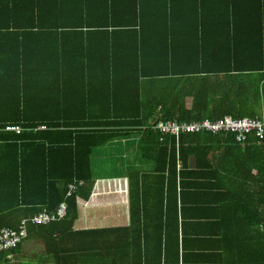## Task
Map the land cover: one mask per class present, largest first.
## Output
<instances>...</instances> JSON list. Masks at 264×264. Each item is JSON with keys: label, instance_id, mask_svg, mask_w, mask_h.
<instances>
[{"label": "trees", "instance_id": "16d2710c", "mask_svg": "<svg viewBox=\"0 0 264 264\" xmlns=\"http://www.w3.org/2000/svg\"><path fill=\"white\" fill-rule=\"evenodd\" d=\"M95 80L99 96L136 99L133 118L65 117L67 88L89 93ZM226 118L264 119V0H0V231L27 224L0 264H31L18 256L29 241L50 264L107 258L104 244L78 243L87 233L78 219L91 215L83 207L92 192L123 180H92L90 156L136 134L141 157L155 164L165 228L178 209L182 218L183 191L192 190L207 210L200 216L220 228L221 264H264V136L240 144L232 133L176 139L153 130ZM146 178L132 173L130 189ZM63 201L66 218L32 222Z\"/></svg>", "mask_w": 264, "mask_h": 264}, {"label": "crops", "instance_id": "0c3cea01", "mask_svg": "<svg viewBox=\"0 0 264 264\" xmlns=\"http://www.w3.org/2000/svg\"><path fill=\"white\" fill-rule=\"evenodd\" d=\"M189 62L190 60L183 63L189 64ZM91 83L95 90L92 89L89 93L87 89L67 88L66 95L62 98L65 103V117L95 120L133 118L131 114L137 109L135 105H138L136 99L132 97L114 102L115 99L108 95H98L99 92L96 90L98 81ZM75 85L83 87L82 81ZM114 97L124 98L118 95ZM116 104H120L121 107H117ZM140 140L141 136L137 134L119 137L92 150L90 156L92 180H123V184L106 191L92 192L90 198L84 201L83 211L91 210L92 213L78 219L79 232H87L78 233V243L106 246L107 258L99 259L92 256L94 264L224 263L226 258L220 255V228L200 216L207 210L197 205L195 199L197 195L192 190L183 191L182 218L178 209L177 223L172 219L165 228L163 210L160 207L161 184L154 174L155 164L141 157ZM139 172L147 175L143 184L144 189L131 190L128 177L132 173ZM103 210L107 211L106 225L100 218L103 214L99 211ZM61 235L58 234L57 237ZM165 246L167 250L169 249L167 257H165ZM41 251L40 243L29 241L23 243L18 256L23 254L24 258L19 257L21 262L50 264L45 256L40 255ZM8 259L13 258L9 256Z\"/></svg>", "mask_w": 264, "mask_h": 264}, {"label": "built area", "instance_id": "2783aa9c", "mask_svg": "<svg viewBox=\"0 0 264 264\" xmlns=\"http://www.w3.org/2000/svg\"><path fill=\"white\" fill-rule=\"evenodd\" d=\"M46 127L42 126L37 130H44ZM153 130L164 137H175L179 139L181 135L186 134H201L209 133L212 135L219 134H235L236 140L240 144H245L247 138L251 134L256 137L263 138L264 136V119L261 120H233L226 118L218 122L204 121L202 123L194 124H177V123H160L153 127ZM7 132H14L20 134L22 129L18 126H7ZM73 189V186L70 187ZM70 193L68 194V196ZM68 214V205L63 202L56 211L51 213H42L36 216L32 222L36 225H47L54 221L66 218ZM27 224L26 221L22 222L18 230L4 229L0 231V255L3 252L16 248L27 237Z\"/></svg>", "mask_w": 264, "mask_h": 264}, {"label": "water", "instance_id": "95a60500", "mask_svg": "<svg viewBox=\"0 0 264 264\" xmlns=\"http://www.w3.org/2000/svg\"><path fill=\"white\" fill-rule=\"evenodd\" d=\"M191 169H197V159L195 157H192L189 162Z\"/></svg>", "mask_w": 264, "mask_h": 264}, {"label": "rangeland", "instance_id": "374dc122", "mask_svg": "<svg viewBox=\"0 0 264 264\" xmlns=\"http://www.w3.org/2000/svg\"><path fill=\"white\" fill-rule=\"evenodd\" d=\"M188 103H187V105H188V108H190L191 107V103H192V99H188V101H187Z\"/></svg>", "mask_w": 264, "mask_h": 264}]
</instances>
